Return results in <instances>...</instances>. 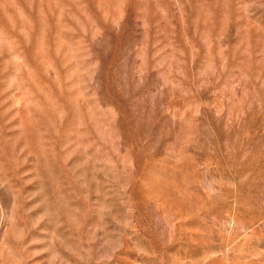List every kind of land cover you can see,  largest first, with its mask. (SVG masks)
Returning a JSON list of instances; mask_svg holds the SVG:
<instances>
[{"label": "rangeland", "instance_id": "374dc122", "mask_svg": "<svg viewBox=\"0 0 264 264\" xmlns=\"http://www.w3.org/2000/svg\"><path fill=\"white\" fill-rule=\"evenodd\" d=\"M0 264H264V0H0Z\"/></svg>", "mask_w": 264, "mask_h": 264}]
</instances>
